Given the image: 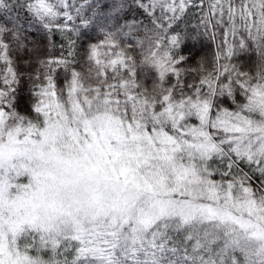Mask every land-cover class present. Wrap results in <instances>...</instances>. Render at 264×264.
<instances>
[{
    "label": "snow or ice",
    "instance_id": "1",
    "mask_svg": "<svg viewBox=\"0 0 264 264\" xmlns=\"http://www.w3.org/2000/svg\"><path fill=\"white\" fill-rule=\"evenodd\" d=\"M0 264H264V0H0Z\"/></svg>",
    "mask_w": 264,
    "mask_h": 264
}]
</instances>
